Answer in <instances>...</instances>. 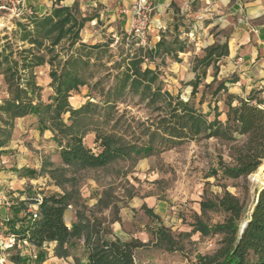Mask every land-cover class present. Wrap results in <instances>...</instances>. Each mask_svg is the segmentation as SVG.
<instances>
[{
	"label": "rangeland",
	"instance_id": "1",
	"mask_svg": "<svg viewBox=\"0 0 264 264\" xmlns=\"http://www.w3.org/2000/svg\"><path fill=\"white\" fill-rule=\"evenodd\" d=\"M2 5L0 1V7ZM70 8L76 20L82 23L78 43L86 46L101 45L90 51L87 71L92 73V77L85 75L86 84L70 93L69 103L72 107H79L88 100L99 106L103 91L113 82L117 73L124 71V66L131 60H140L142 69L148 67L156 70L158 80L152 84L153 87L158 85L160 92L168 93L173 102L179 99L191 104L207 115L208 120L214 118L216 106L220 113L218 119L224 123L228 101L232 106L237 105V96L232 94V99L227 97L230 94L228 88L227 92L214 94L217 85L225 81L218 78L220 64L209 66L205 73L199 68L197 75H200L201 81L196 92L191 94L190 84L195 79L193 67L196 56L192 54L184 60L183 55L178 52L182 47L194 52L199 47L194 42L211 45V41H207L209 35L197 37L194 34L192 38L182 36L179 39L178 33L160 32L158 40H150L152 35L149 34L145 42L135 39L127 43L123 28L119 25L110 30L109 27L113 24L97 20L91 26L90 20L96 14L94 11L81 8L79 3ZM44 16L46 15L34 14L16 17L0 8V51L6 49L5 53H11L12 58H18L17 53L21 49H30L31 46L22 38L21 27H28L32 31L33 21ZM186 25L190 26L189 23ZM68 28L69 25L63 27L64 38L57 43L54 39L58 28L47 35L41 33L42 44L34 49L35 54L43 57V63L33 69L43 103L51 102L53 97L50 71L58 69L59 63L67 56L85 58L88 51L87 48H80V44L73 47L68 45L72 34V30ZM198 32L202 33V30ZM217 34H213L212 40H216ZM159 41L161 47L156 49L157 54L150 60L146 52L155 49ZM7 97V85L1 73L0 103ZM165 99L162 96L157 103L148 104L138 96L124 98L112 111L113 119L118 120L117 130L127 138L137 141L142 129L164 114L163 110L156 107ZM63 119L67 123V114L63 115ZM222 128L224 131L225 128ZM234 137L233 140L224 136L206 139L198 136L135 163L130 160H117L104 168L74 170L61 164L58 144L52 140L49 130L40 132L33 116L18 118L14 120V128L7 144L0 147V216L10 217V206L19 201H26L31 213L34 211L32 199L39 200L43 195L66 191L71 195L70 205L65 211L68 227L69 222H75L78 215L81 219L100 226L102 234L108 238L139 241L142 246L134 250L135 264H195L199 256L213 253L220 236L202 235L193 224L199 220L211 225L224 218L223 213L218 211L202 212L200 203L205 200L216 201L227 191L244 203L248 214L262 187L253 180V173L246 181L222 176L223 167L233 165V148L242 142L240 136ZM83 141L94 151L98 150L93 133L87 134ZM261 165L264 166V159ZM26 169H34L38 175L34 178L28 177L24 175ZM140 202V206L134 204ZM143 204L151 208L159 220L145 214L141 208ZM159 224L178 241L183 247L182 250L167 251L156 243L153 231ZM0 228V263L13 264L9 257L19 254L29 257V264H36L33 262L37 255L35 247L26 242L14 244L13 237L6 235L2 226ZM52 245L44 247L46 257L40 264H83L81 260L85 253L82 252L81 242H75L68 256L54 255ZM69 256L73 260H66Z\"/></svg>",
	"mask_w": 264,
	"mask_h": 264
},
{
	"label": "trees",
	"instance_id": "2",
	"mask_svg": "<svg viewBox=\"0 0 264 264\" xmlns=\"http://www.w3.org/2000/svg\"><path fill=\"white\" fill-rule=\"evenodd\" d=\"M32 25V31L28 27H21L22 38L31 46L30 49H21L17 53L18 58L5 53L6 49L0 51V74L3 75L8 94L0 103V147L5 146L10 139L14 120L30 115L36 118L40 132L50 131L52 140L58 144L61 164L74 170L104 168L117 160L135 163L198 136L205 139L224 136L234 140V135L240 136L242 142L233 148V165L224 166L222 176L246 181L261 165L264 159V108L261 107V101L254 103L252 97L246 100L237 97L236 106L228 101L224 123L218 119L220 113L216 106L214 118L208 120L207 115L191 104L179 99L173 102L168 93L160 92L158 85L153 87L152 84L158 80L156 70L148 67L142 69L140 60H131L103 91L99 106L88 100L74 108L69 103L70 93L86 84L85 75L92 77V73L87 71L90 51L101 45L86 46L78 43L82 23L65 6L52 9L50 14L35 19ZM66 25H69L68 30H72L68 45L73 47L80 44V48H87L88 51L85 58L67 56L59 63L58 69L50 71L53 97L51 102L43 103L40 100V87L36 85L33 75L34 67L43 63V57L35 54L34 49L42 44L41 33L50 34L55 28L59 30L54 42L63 39V27ZM160 47L161 41L156 43L155 49L146 52L150 60L154 59L156 49ZM227 53L226 43L208 46L205 55L195 59L193 70L202 68L205 73L210 65H215ZM200 81V75L195 76L194 82L190 84L191 94L196 92ZM220 91L227 92L224 82L217 85L214 94ZM128 96H138L148 104L157 103L162 96L166 97L156 107L163 110L164 114L143 128L137 141L120 133L117 130L118 120L113 119L115 105ZM227 97L232 99L234 96L229 94ZM65 114L67 123L63 119ZM89 133L94 134L97 151L86 146L83 141ZM24 172L30 178L38 175L34 169H26ZM70 202L71 195L66 191L43 195L39 200L32 199L36 217H32L28 211L29 204L26 201L16 202L10 206V217L0 216V226L6 230V235L13 237L14 244L26 242L35 247L37 255L33 262L36 264L44 261L46 245L53 244L54 255L68 256L75 242H81L87 264H135L134 250L142 246V243L108 238L102 234L100 226L78 215L77 220L68 227L65 211ZM141 208L149 217L159 220L151 208L145 204ZM200 208L202 212H221L224 218L211 225L199 220L193 224L202 235L220 236L213 253L199 256L195 264H264V187L259 190L257 202L248 214L244 203L227 191L216 201H202ZM244 221L246 224L241 229ZM153 232L156 243L165 250H182L183 247L163 225L159 224ZM9 260L13 264L31 262L29 257L19 254L11 255Z\"/></svg>",
	"mask_w": 264,
	"mask_h": 264
},
{
	"label": "crops",
	"instance_id": "3",
	"mask_svg": "<svg viewBox=\"0 0 264 264\" xmlns=\"http://www.w3.org/2000/svg\"><path fill=\"white\" fill-rule=\"evenodd\" d=\"M134 1L25 0V3L33 7L37 16L47 15L56 7L65 6L71 9V6L79 3L81 8H89L96 13L90 20L91 26H94L97 20H104L110 25L113 24L109 27L110 30L117 25L124 30ZM149 1L155 7L151 17L150 35L152 36L150 40L153 41L155 38L158 40L160 32L178 33V38L181 39L182 36H188L192 28L198 27L194 32L197 37L204 34L209 35L207 41H211V45L226 43L228 53L216 63L221 67L218 78L225 80L224 85L230 94L244 100L252 97L254 103L261 101V107L264 108V0ZM197 17H201V20H197ZM198 30H202V33ZM214 33H218L216 40H212ZM194 45L199 47L192 53L184 47L178 52L183 55L184 60L192 54L196 58H202L205 55V49L208 46L199 45L198 42H194ZM193 74L197 76L199 69ZM141 203L134 204L140 206ZM73 222L70 221L69 224ZM81 249L84 253L83 248ZM69 258L71 257H67L66 260ZM81 262L87 264L86 256Z\"/></svg>",
	"mask_w": 264,
	"mask_h": 264
},
{
	"label": "built area",
	"instance_id": "4",
	"mask_svg": "<svg viewBox=\"0 0 264 264\" xmlns=\"http://www.w3.org/2000/svg\"><path fill=\"white\" fill-rule=\"evenodd\" d=\"M3 5L1 9L7 10L13 16L19 17L24 15H34L35 11L32 6L25 3V0H0ZM155 7L149 0H135L129 10V17L123 30L124 39L127 43L140 39L145 42L151 32L152 13ZM201 20V17H197ZM198 27L192 28L188 36L192 37ZM32 217H36L35 208H33Z\"/></svg>",
	"mask_w": 264,
	"mask_h": 264
},
{
	"label": "bare ground",
	"instance_id": "5",
	"mask_svg": "<svg viewBox=\"0 0 264 264\" xmlns=\"http://www.w3.org/2000/svg\"><path fill=\"white\" fill-rule=\"evenodd\" d=\"M253 180L259 184V186H264V166L260 165L257 169V172L252 175ZM255 184V183H254ZM256 185V184H255ZM258 187V186H257ZM259 188V187H258Z\"/></svg>",
	"mask_w": 264,
	"mask_h": 264
},
{
	"label": "water",
	"instance_id": "6",
	"mask_svg": "<svg viewBox=\"0 0 264 264\" xmlns=\"http://www.w3.org/2000/svg\"><path fill=\"white\" fill-rule=\"evenodd\" d=\"M264 187V186H263ZM262 188V187H261ZM257 198H258V194L256 195V197H255V201H254V204L257 202ZM253 204V205H254ZM245 224H246V221H244L243 223H242V225H241V229L245 226Z\"/></svg>",
	"mask_w": 264,
	"mask_h": 264
}]
</instances>
